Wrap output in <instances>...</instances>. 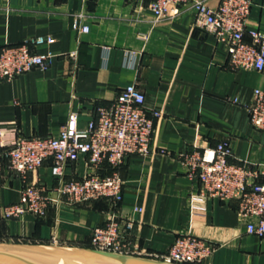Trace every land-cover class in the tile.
<instances>
[{
	"label": "crops",
	"instance_id": "obj_1",
	"mask_svg": "<svg viewBox=\"0 0 264 264\" xmlns=\"http://www.w3.org/2000/svg\"><path fill=\"white\" fill-rule=\"evenodd\" d=\"M80 13L84 33L73 28ZM246 30H264V0H253ZM38 35L55 42L36 52L56 57L45 71L0 81L2 139L57 137L69 113L83 126L98 105H109L133 84L144 94L147 113L161 116L153 119L152 153L128 157L120 170V213L133 222L126 254L162 259L176 237L190 231L216 247L202 264H264V237L245 233L234 201L199 198L197 179L179 157L195 146L227 143L229 161L261 170L264 184V131L250 125L245 109L255 89L264 91V72L231 70L225 46L194 26L187 7L153 25L147 0H0V48ZM49 166L46 161L27 181L51 187ZM86 171L80 159L66 167L65 178ZM21 187V179L3 169L0 207L16 203ZM105 210L98 201L51 209L45 220L0 217V242L88 247Z\"/></svg>",
	"mask_w": 264,
	"mask_h": 264
},
{
	"label": "built area",
	"instance_id": "obj_2",
	"mask_svg": "<svg viewBox=\"0 0 264 264\" xmlns=\"http://www.w3.org/2000/svg\"><path fill=\"white\" fill-rule=\"evenodd\" d=\"M147 2L153 25L175 19L187 7L194 15V26L212 34L225 46L231 70L264 72V30H246L253 0H218L215 6L208 0ZM82 17V13L75 16L73 28L84 33L88 27L80 24ZM54 42L51 35H38L1 47L0 81L14 79L32 69L47 70L56 55L51 51L38 53L36 49ZM144 101L143 92L130 84L109 105H98L94 116L83 126H79L77 113H69L57 137L14 135L5 141L0 130V178L6 169L22 181L18 201L0 207L1 219L30 214L37 220H45L51 209L59 213L64 206H89L102 201L106 206L105 220L92 229L89 245L100 251L128 253L130 243L126 237L133 222L120 213L124 184L120 170L128 157H147L152 153L153 119L161 116L158 111L149 115ZM245 109L250 125L264 131V91L255 89ZM179 157L189 176L197 179L199 198L234 201L245 233L264 237V184L258 182L261 170L230 162V147L223 142L202 148L195 146ZM80 159L87 163L86 173L66 179V167ZM46 161H50L52 186L28 182L27 175ZM134 211L141 213L142 209ZM51 236L55 241L57 236L54 233ZM215 248L186 231L176 237L162 259L175 264H202Z\"/></svg>",
	"mask_w": 264,
	"mask_h": 264
},
{
	"label": "water",
	"instance_id": "obj_3",
	"mask_svg": "<svg viewBox=\"0 0 264 264\" xmlns=\"http://www.w3.org/2000/svg\"><path fill=\"white\" fill-rule=\"evenodd\" d=\"M0 264H175L91 247L0 242Z\"/></svg>",
	"mask_w": 264,
	"mask_h": 264
},
{
	"label": "rangeland",
	"instance_id": "obj_4",
	"mask_svg": "<svg viewBox=\"0 0 264 264\" xmlns=\"http://www.w3.org/2000/svg\"><path fill=\"white\" fill-rule=\"evenodd\" d=\"M71 216L70 215H67V214H65V213H62L61 214V218L62 219H67V218H70Z\"/></svg>",
	"mask_w": 264,
	"mask_h": 264
},
{
	"label": "trees",
	"instance_id": "obj_5",
	"mask_svg": "<svg viewBox=\"0 0 264 264\" xmlns=\"http://www.w3.org/2000/svg\"><path fill=\"white\" fill-rule=\"evenodd\" d=\"M98 202V201H97ZM99 202H102V201H99ZM103 203V202H102ZM104 204V203H103ZM105 205V204H104ZM106 207V206H105ZM88 247H91L90 245Z\"/></svg>",
	"mask_w": 264,
	"mask_h": 264
}]
</instances>
